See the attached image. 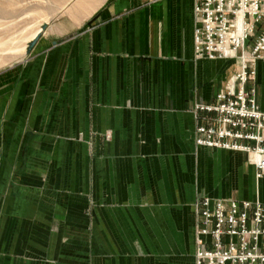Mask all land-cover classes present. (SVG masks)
Listing matches in <instances>:
<instances>
[{"label": "crops", "instance_id": "crops-1", "mask_svg": "<svg viewBox=\"0 0 264 264\" xmlns=\"http://www.w3.org/2000/svg\"><path fill=\"white\" fill-rule=\"evenodd\" d=\"M194 4L100 0L4 77L0 264H195L198 199H255L245 153L196 145L240 67L196 58Z\"/></svg>", "mask_w": 264, "mask_h": 264}, {"label": "built area", "instance_id": "built-area-1", "mask_svg": "<svg viewBox=\"0 0 264 264\" xmlns=\"http://www.w3.org/2000/svg\"><path fill=\"white\" fill-rule=\"evenodd\" d=\"M197 59L239 60L240 70L213 104H197L199 147L245 153L257 182L264 178V111L256 64L264 61V0H195ZM254 39L253 42L247 41ZM195 264H264V202L200 198L196 204Z\"/></svg>", "mask_w": 264, "mask_h": 264}, {"label": "rangeland", "instance_id": "rangeland-1", "mask_svg": "<svg viewBox=\"0 0 264 264\" xmlns=\"http://www.w3.org/2000/svg\"><path fill=\"white\" fill-rule=\"evenodd\" d=\"M99 2L100 0H0V85H2L4 77H9L13 71H19L27 64L40 38L50 34L61 24L68 26L81 24ZM86 4L91 5V10L85 9L88 7ZM263 23L264 20L257 27L263 26ZM44 25L45 28H43ZM36 36L39 37L35 45L31 50H28ZM253 41L254 39L251 38L247 42ZM23 47H25L24 51ZM236 62L240 67V61L236 59ZM242 165L246 170L245 177L250 178L251 170L249 172L248 169L253 167V164L247 154L244 156ZM237 171L236 174L232 170L229 173L227 171L226 178L229 185L232 184V177L241 173L239 167ZM259 182H255L256 196L260 198L259 188H261L264 200V180L260 185ZM252 185L251 187L246 185V196L249 192L251 194L254 192ZM194 250H196V246Z\"/></svg>", "mask_w": 264, "mask_h": 264}, {"label": "water", "instance_id": "water-1", "mask_svg": "<svg viewBox=\"0 0 264 264\" xmlns=\"http://www.w3.org/2000/svg\"><path fill=\"white\" fill-rule=\"evenodd\" d=\"M43 28H45V25H44V27ZM38 37L39 36H36L35 37V39L30 43V47H29V49L28 50H31V48L35 45V43H36V41H37V39H38ZM29 52V51H28Z\"/></svg>", "mask_w": 264, "mask_h": 264}, {"label": "bare ground", "instance_id": "bare-ground-1", "mask_svg": "<svg viewBox=\"0 0 264 264\" xmlns=\"http://www.w3.org/2000/svg\"><path fill=\"white\" fill-rule=\"evenodd\" d=\"M86 5H87L88 7H85V9H87V10L90 9V10H91V7H90L91 5H90V6H89L88 4H86ZM86 5H85V6H86ZM83 6H84V5H83ZM91 12H92V11H91ZM23 48H24V49H23V51H24V50H25V47H23Z\"/></svg>", "mask_w": 264, "mask_h": 264}]
</instances>
